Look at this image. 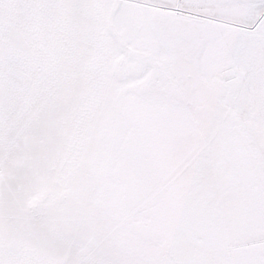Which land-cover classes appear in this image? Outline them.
I'll return each mask as SVG.
<instances>
[{
  "label": "snow or ice",
  "instance_id": "obj_1",
  "mask_svg": "<svg viewBox=\"0 0 264 264\" xmlns=\"http://www.w3.org/2000/svg\"><path fill=\"white\" fill-rule=\"evenodd\" d=\"M0 264H264V0H0Z\"/></svg>",
  "mask_w": 264,
  "mask_h": 264
}]
</instances>
